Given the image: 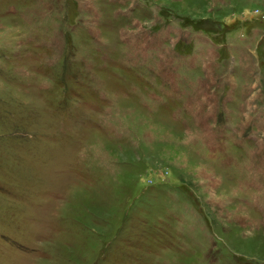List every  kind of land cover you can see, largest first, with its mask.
<instances>
[{
	"label": "rangeland",
	"instance_id": "374dc122",
	"mask_svg": "<svg viewBox=\"0 0 264 264\" xmlns=\"http://www.w3.org/2000/svg\"><path fill=\"white\" fill-rule=\"evenodd\" d=\"M0 264H264V0H0Z\"/></svg>",
	"mask_w": 264,
	"mask_h": 264
}]
</instances>
